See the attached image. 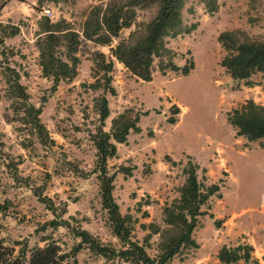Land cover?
<instances>
[{"label":"rangeland","instance_id":"obj_1","mask_svg":"<svg viewBox=\"0 0 264 264\" xmlns=\"http://www.w3.org/2000/svg\"><path fill=\"white\" fill-rule=\"evenodd\" d=\"M105 1L0 0V21L17 26L15 33L2 38L5 54L0 55V64L18 71L30 102L40 106L39 119L47 136L44 143L39 142L27 123L15 119L4 94L0 65V202L5 204L0 211V237L14 248L18 246L15 240L26 248L50 240L67 252L78 240L69 226L78 225L101 241L120 246L100 204L90 139L101 125L94 98L104 94L108 106L101 125L104 130L117 112L125 108L138 112L139 131H129L124 142H115V154L106 159L109 170L122 166L115 171L112 195L119 211L131 214L132 237L141 241L148 231L144 226L150 222L164 226L161 207L178 195L184 179L182 167L191 161L197 164V177L217 182L218 189L201 205L203 212L191 232L197 246L181 249L165 264H221L216 257L218 247L237 242L249 243L251 255L264 264V148L260 139L235 135L226 120V112L246 98L264 104V76L255 71L246 79L249 83L229 77L219 64L225 50L216 39L222 30L239 29L264 41V0H215L210 12L204 0H184L179 32L165 37L173 53L161 60L179 66L192 61L193 67L180 73L165 66L161 72L160 58L154 57L149 80L132 74L110 53L120 38L140 29L154 14L156 4L142 2L134 7L131 23L120 28L108 44L81 39L75 52V75L60 80L51 90L50 77L41 75L38 64L39 20L42 16L52 21L63 18L80 31L88 8ZM93 50L112 58L113 93L103 90L101 81L95 82ZM169 117L174 121L169 122ZM52 217L66 219L69 226L50 227L45 221ZM158 239V232L150 233L145 246L149 255L157 252ZM71 262L68 256L59 264ZM74 264L128 262L81 247Z\"/></svg>","mask_w":264,"mask_h":264},{"label":"trees","instance_id":"obj_2","mask_svg":"<svg viewBox=\"0 0 264 264\" xmlns=\"http://www.w3.org/2000/svg\"><path fill=\"white\" fill-rule=\"evenodd\" d=\"M56 1V0H50ZM142 2L155 3L154 14L141 24L140 29L131 30L127 37L120 38L112 47L110 53L120 61L132 74L142 80H149L152 73V60L160 58L159 70L164 67L179 69L186 73L193 67V62L179 66L161 57L170 55L173 51L165 45V37L179 32L181 25L180 9L184 0H106L103 4L90 6L82 20L80 31L74 29L70 23L59 18L50 20L42 16L39 20V30L35 38L38 51V64L42 76L50 77V89H54L60 80H69L76 73L78 56L76 49L81 39H89L94 43L108 44L111 37L116 36L122 27L128 26L134 16V7ZM205 9L210 12L215 7V0H204ZM0 55L4 56L2 38L17 31V26L11 22L0 21ZM217 41L225 50L219 59V64L232 79L246 80L255 71L264 76V41L252 39L239 29L222 30L216 36ZM93 67L95 68V82H102V88L110 93L114 88L110 84L112 58H105L103 52L93 50ZM4 81V94L10 100L9 107L15 119L28 124L39 142L46 140V129L39 119L40 106L29 100V94L24 84L19 81L18 71L7 63L0 64ZM101 71L99 75L97 72ZM94 82L89 85H93ZM264 88V85H263ZM174 105V104H173ZM97 117L102 125L108 115L107 100L104 94L94 98ZM175 106V105H174ZM176 108V106H175ZM226 120L233 127L235 135H243L247 140L260 139L259 144L264 148V104L256 103L246 98L242 103L226 112ZM169 122L174 119L169 117ZM138 112L125 108L110 118L109 129L104 130L98 125L91 132L90 139L94 146V170L98 179L100 204L106 211L111 233L120 241L119 247H114L101 241L97 236L83 227L69 226L64 218L52 217L45 221L50 227L57 225L69 226L78 240L69 251H61L54 241H46L42 245L26 248L22 241L15 240L17 248L4 243L0 237V264H59L68 256L75 262V253L81 247L104 258L116 257L128 264H165L183 248L196 247L197 242L191 235L197 223V216L203 212V205L209 197L217 191L218 183H206L197 177L195 162L186 161L182 167L183 182L178 186V195L169 202H164L161 215L164 226L148 223L144 227L148 231L141 241L131 235L132 217L130 213H121L112 195L113 178L116 170H109L106 159L116 152L115 142H124L129 131H139ZM37 198L50 207L46 198L34 191ZM47 203V204H46ZM0 202V211L4 208ZM158 232L156 244L157 252L149 255L145 246L150 233ZM46 238V237H45ZM252 246L247 242H237L234 245L222 243L216 252L221 264H262L251 255ZM28 250V254L26 251Z\"/></svg>","mask_w":264,"mask_h":264},{"label":"built area","instance_id":"obj_3","mask_svg":"<svg viewBox=\"0 0 264 264\" xmlns=\"http://www.w3.org/2000/svg\"><path fill=\"white\" fill-rule=\"evenodd\" d=\"M45 12H48V9H45Z\"/></svg>","mask_w":264,"mask_h":264}]
</instances>
